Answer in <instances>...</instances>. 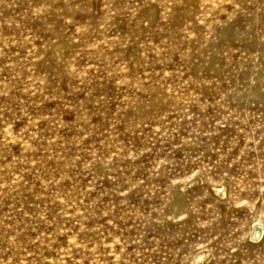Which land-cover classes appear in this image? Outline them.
Masks as SVG:
<instances>
[{
    "label": "rangeland",
    "instance_id": "rangeland-1",
    "mask_svg": "<svg viewBox=\"0 0 264 264\" xmlns=\"http://www.w3.org/2000/svg\"><path fill=\"white\" fill-rule=\"evenodd\" d=\"M0 264H264V0H0Z\"/></svg>",
    "mask_w": 264,
    "mask_h": 264
},
{
    "label": "bare ground",
    "instance_id": "bare-ground-1",
    "mask_svg": "<svg viewBox=\"0 0 264 264\" xmlns=\"http://www.w3.org/2000/svg\"><path fill=\"white\" fill-rule=\"evenodd\" d=\"M261 230V231H260ZM263 231V225L258 222V223H254L251 227V235H250V238L253 240V241H257L258 238L260 237L259 236V233ZM257 234V235H255Z\"/></svg>",
    "mask_w": 264,
    "mask_h": 264
}]
</instances>
